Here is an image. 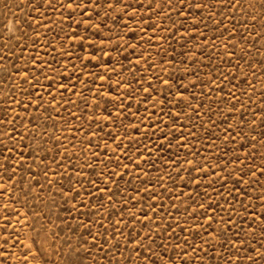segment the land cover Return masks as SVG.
<instances>
[{"label": "rangeland", "instance_id": "374dc122", "mask_svg": "<svg viewBox=\"0 0 264 264\" xmlns=\"http://www.w3.org/2000/svg\"><path fill=\"white\" fill-rule=\"evenodd\" d=\"M0 264H264V0H0Z\"/></svg>", "mask_w": 264, "mask_h": 264}]
</instances>
